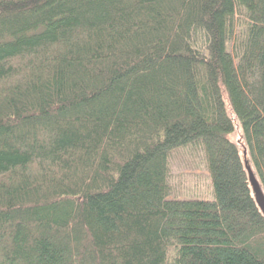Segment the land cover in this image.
<instances>
[{
    "label": "trees",
    "instance_id": "trees-1",
    "mask_svg": "<svg viewBox=\"0 0 264 264\" xmlns=\"http://www.w3.org/2000/svg\"><path fill=\"white\" fill-rule=\"evenodd\" d=\"M237 126L264 191V0H0V264H264Z\"/></svg>",
    "mask_w": 264,
    "mask_h": 264
},
{
    "label": "rangeland",
    "instance_id": "rangeland-1",
    "mask_svg": "<svg viewBox=\"0 0 264 264\" xmlns=\"http://www.w3.org/2000/svg\"><path fill=\"white\" fill-rule=\"evenodd\" d=\"M238 129L237 126L230 140L235 142L241 150ZM170 180L173 190L180 198L210 200L213 197L203 158L199 153L192 155L183 151L176 153L170 162Z\"/></svg>",
    "mask_w": 264,
    "mask_h": 264
},
{
    "label": "water",
    "instance_id": "water-1",
    "mask_svg": "<svg viewBox=\"0 0 264 264\" xmlns=\"http://www.w3.org/2000/svg\"><path fill=\"white\" fill-rule=\"evenodd\" d=\"M240 145H241L243 166L246 171L252 196L261 214L264 216V191L248 158L247 149L241 143Z\"/></svg>",
    "mask_w": 264,
    "mask_h": 264
}]
</instances>
